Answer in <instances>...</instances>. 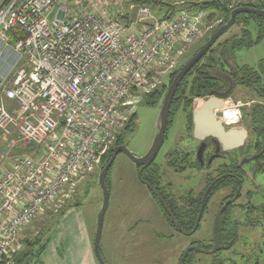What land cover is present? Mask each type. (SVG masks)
<instances>
[{"label": "built area", "instance_id": "built-area-1", "mask_svg": "<svg viewBox=\"0 0 264 264\" xmlns=\"http://www.w3.org/2000/svg\"><path fill=\"white\" fill-rule=\"evenodd\" d=\"M59 2L0 6V135L16 153L4 168L10 155L0 150V262L22 247L25 226L100 166L132 114L133 97L174 67L204 35L208 18L186 11L156 18L141 6L143 27L135 33L134 24L70 6L51 15ZM218 2L231 11L264 10V0ZM232 113L225 119L222 112L226 126L238 121Z\"/></svg>", "mask_w": 264, "mask_h": 264}, {"label": "rangeland", "instance_id": "rangeland-1", "mask_svg": "<svg viewBox=\"0 0 264 264\" xmlns=\"http://www.w3.org/2000/svg\"><path fill=\"white\" fill-rule=\"evenodd\" d=\"M182 2L186 3L185 7H181ZM66 3H69L74 13L98 12L105 21L117 17L128 26L134 24L135 29L133 32L139 33L141 27H143L137 23L139 19L137 9L139 7L145 6L154 17L161 18L167 11L166 7L171 8L173 6V8L183 12L185 10L182 9L187 8L190 3L201 5L203 0H66ZM160 8L163 10L160 11ZM203 13L208 15L204 35L184 49L183 53L177 57L172 69L164 70L154 75L155 77L150 78L149 84L145 89L140 90L135 95L136 97L132 99L130 111L136 114V125L132 133L125 134L123 140L124 142L126 141L128 150L137 157L145 155L151 147L157 130L160 107L166 91L161 101L155 106L140 104L141 93L149 92L161 84L170 85L168 79L169 73L174 69H180L205 44L213 33V30L223 19V16L218 11L206 9L203 10ZM241 28L242 26L231 27L226 34L220 37L215 45L222 43L234 35H240ZM247 28L252 31L251 25ZM252 39H255L254 31H252ZM263 60L264 41H259L251 48L239 50L235 54V62L238 66L257 68L259 62ZM225 62L226 65L223 67L218 66L214 68L212 75L224 80L226 85V81H229L226 90L209 97L194 98L191 100L189 107H186V103L182 102L183 105H180L179 109L173 114L171 122L167 125L164 142L154 162L160 168L163 183L169 182L174 186H184L188 183L194 184L195 179H197L194 193L198 195L204 189L202 181L203 171H197V173L191 172L189 174L185 172L180 175L174 174L165 164L167 153V158L175 169L189 167L205 168L208 166L215 168L221 163H227L228 167H253L258 160L260 161L257 163L264 166V123L251 124L252 119L249 114L254 105L258 103L264 104V102L258 99L250 90L233 84L230 72L235 70V65L229 60ZM186 97L183 98L184 101L188 100ZM208 99L216 100L221 105V107L214 110L220 119L224 110H229L237 115L238 121L231 127L239 126L250 129V136L246 141V145L239 151L224 155L226 158L224 157L223 160H215L219 156L220 150L218 146L214 151L211 147H208L207 151L201 155V159L196 160V157H198V144L191 137L192 123L190 117L192 110ZM184 126L186 127L185 130ZM1 136L0 150L5 151L6 154L9 152L8 155H10L6 157L7 161H5L6 159L2 160V167L5 168L10 158L16 153L13 149L9 150L6 144L7 140ZM19 152L27 153L28 151L23 150ZM102 169L98 166L91 173L85 174L70 191L66 192L67 196H63L45 207L43 212L34 221L25 226L20 231L18 239L22 243V247L18 250L22 254L19 256H24L25 260L23 259L19 263L16 260L17 257H13L10 260H6L5 264H29L32 262L31 258H34L42 247L43 239L46 237V229L50 225L51 220L61 210L60 205L73 196L77 199L75 202L80 204L83 216L89 222L90 230L95 235L96 216L100 210L102 201V192L98 184V178ZM107 183L109 204L104 215L99 245L105 264H125L129 260L131 262L134 261V264H174V258L177 256L180 248L179 240L174 238L159 239L156 237L157 232L161 230L159 227L161 220L159 209L148 187L139 181L136 166L126 156L119 155L115 158L110 168ZM129 225H134L135 231L132 237L127 231L129 235L128 239L125 234V228ZM210 231V220L208 219L207 224H202V230L197 232L195 237L198 241L209 243ZM251 231L253 241L259 240V237L262 239V233L258 234L256 230ZM131 238L136 245L129 254L124 255V251L127 249V245L125 246L126 240H130ZM24 240H27L30 246H25ZM238 249L240 250V248ZM137 259L138 261H135ZM197 259L202 261V263L208 261V258L203 256H197Z\"/></svg>", "mask_w": 264, "mask_h": 264}, {"label": "flooded vegetation", "instance_id": "flooded-vegetation-1", "mask_svg": "<svg viewBox=\"0 0 264 264\" xmlns=\"http://www.w3.org/2000/svg\"><path fill=\"white\" fill-rule=\"evenodd\" d=\"M226 82L228 85L229 81ZM258 104L264 106L263 103ZM190 118L192 123V112ZM253 123L252 120L251 124ZM222 124L225 131L240 128L246 130L247 139L250 136L248 127H231L226 126L223 122ZM185 128L184 126V130ZM191 137L198 144L199 158L196 157V160L201 159V155L207 151L208 147H211L214 151L217 146L220 151L218 158L215 160H223L224 155L239 151L246 145L247 141L246 139L238 149L224 151L221 143L211 137H206L203 141L196 140L193 137V123ZM119 146L127 148L126 141L123 140L114 150ZM200 148H202V151L199 154ZM167 155L168 153L165 156V164L174 174L197 173V171H203L204 173L202 180L204 189L197 195L194 193L197 179H195L194 184L174 186L169 182H162L160 168L154 164L155 160L148 168H140L134 164L137 177L139 175V181L148 187L159 209V216L161 217L159 227L161 230L157 234L155 233L156 237L179 240V252L173 263L264 264V166L258 164L260 160L257 161L258 163L255 162L253 167H228L227 163H221L215 168L208 166L205 168L175 169L168 166L169 159ZM153 165L158 168L152 169ZM149 169L150 171H159L158 183L154 186L141 181L142 172ZM198 204L199 212L197 213ZM202 206L203 210L198 223ZM208 219L211 228L210 239L209 243H203L198 241L195 236L197 232L202 230V224H207ZM134 228L135 226L129 232L131 237L132 234L134 235ZM251 230H256L258 234L262 233V239L259 237V240L253 241ZM131 241L133 247H135L136 243H133L132 238ZM197 256L206 257L208 261L202 263L197 259ZM132 264H134V261Z\"/></svg>", "mask_w": 264, "mask_h": 264}, {"label": "trees", "instance_id": "trees-1", "mask_svg": "<svg viewBox=\"0 0 264 264\" xmlns=\"http://www.w3.org/2000/svg\"><path fill=\"white\" fill-rule=\"evenodd\" d=\"M8 1L9 0H4L2 5ZM181 5V7H185L186 3L182 2ZM166 9L167 11L165 12V15H163L161 18L170 19L174 17L177 13L181 12V10L173 8V6H171V8L166 7ZM206 9L218 11L219 14L223 16V19L221 20L219 25L213 30L214 33L217 28L226 21L229 13L231 12V10H226L221 7L219 5L218 0H203V3H201V5L190 3L187 8H184L182 10H185L189 13H199L203 12V10ZM256 9L260 8L257 7ZM162 10L163 9L160 8V11ZM250 25L252 26V31H254L255 33V39H252V31L247 28ZM233 26H242L240 35H234L229 39H226L222 43L213 46L182 80L171 102L167 125H169V123L171 122L173 114L179 109L180 105H183L182 102H185L186 107H189L191 100L194 98L209 97L215 93H221L226 90L227 85L224 80L212 75V71L214 68L218 66L223 67L224 65H226V60L231 61L232 64L235 65V70L233 72H230V78L234 85H239L246 90H250L258 99L264 102V60L259 62L257 68H250L248 66H238L235 62V54L237 51L251 48L257 42L264 41V19L255 15L240 14L235 17L232 27ZM179 70V68L174 69L173 71H171V73H169L168 79L170 83L177 75ZM168 86L166 84H161L160 86L155 87L149 92L141 93L140 104L147 106H155L161 101L162 96L164 92L167 91ZM185 97L188 98V100L186 99L187 101L183 100V98ZM184 110H186V108H184ZM249 114L251 115V119L254 121L255 124L264 123L263 105L257 104L255 107L253 106ZM136 120V114L132 113L127 123L122 128L121 132L116 135L113 144L109 147L108 151L102 157L101 164L99 166L100 169H102L103 166L107 163V161L114 152V148L123 140L125 134H130L133 132L134 127L136 125ZM168 166L173 167L172 163L169 161ZM151 168L153 169L158 167L153 165ZM109 173L110 170L107 174L106 182ZM158 173L159 171H150V169L147 171H143L141 174V181L146 182L150 186H154L158 183ZM76 200L77 199L75 198V196H73L67 199L62 205H60V212L54 219L51 220L50 225L46 229V237L50 229L57 222L58 218L61 217L68 208L78 206L79 203H76ZM198 212L199 204L197 205V213ZM46 237L43 239L41 249H39L38 253L34 258H31L32 262H30L29 264L38 261L39 256L43 253L46 247ZM23 242L25 243V246H30L27 240H24ZM29 253H31V251H29ZM21 254V251L11 253L10 255L4 257L0 264H5L6 260H10L13 257H17L16 260L20 263L23 259L25 260L24 256H19Z\"/></svg>", "mask_w": 264, "mask_h": 264}, {"label": "water", "instance_id": "water-1", "mask_svg": "<svg viewBox=\"0 0 264 264\" xmlns=\"http://www.w3.org/2000/svg\"><path fill=\"white\" fill-rule=\"evenodd\" d=\"M240 14L255 15L264 19V10L262 9L239 7L232 10L228 15L227 20L217 28V30L209 37L205 44L180 68L179 72L168 86L162 101V105L160 107L156 134L148 152L142 157H137L136 155L131 153L128 148L119 146L114 150L109 161L101 170L98 178V184L102 192V201L100 210L97 214L96 231L93 239V253L98 264H105L100 252L99 245L101 240L104 215L109 204V189L107 186L106 177L115 158L119 154H123L133 164L140 168H148L152 165L164 142L165 132L168 124L169 110L177 88L179 87L180 83L187 75V73L207 54V52L215 45L220 37H222L229 31L234 23L235 17ZM218 107H221V105H219L216 100L208 99L206 101H203L197 108L192 111L193 137L199 141H203L206 137L216 139L221 143L222 149L224 151L238 149L247 139V132L246 130L240 128L225 131L222 121L214 112V110ZM201 151L202 148H200L199 154L201 153ZM225 206H227V204H225ZM202 210L203 206L200 209V214L197 221L198 223Z\"/></svg>", "mask_w": 264, "mask_h": 264}, {"label": "crops", "instance_id": "crops-1", "mask_svg": "<svg viewBox=\"0 0 264 264\" xmlns=\"http://www.w3.org/2000/svg\"><path fill=\"white\" fill-rule=\"evenodd\" d=\"M3 1L0 0V6ZM66 6H69V3H66V0H60L51 15H57L59 7ZM96 14L100 15L98 12ZM133 226L129 225L125 228L127 237ZM46 238L47 242L43 253L39 256L38 261L32 264H98L93 253L94 233L91 232L89 222L83 216L80 204L68 208L58 218ZM126 245L127 249L124 251V255L129 254L133 249L131 239L126 240ZM125 264H132V262L129 260Z\"/></svg>", "mask_w": 264, "mask_h": 264}, {"label": "bare ground", "instance_id": "bare-ground-1", "mask_svg": "<svg viewBox=\"0 0 264 264\" xmlns=\"http://www.w3.org/2000/svg\"><path fill=\"white\" fill-rule=\"evenodd\" d=\"M232 112L231 111H225V114H224V117L225 119H229V118H232Z\"/></svg>", "mask_w": 264, "mask_h": 264}]
</instances>
